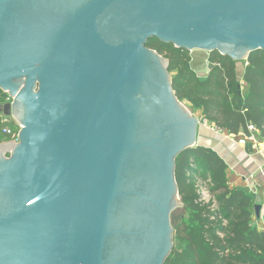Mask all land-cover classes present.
<instances>
[{
  "label": "water",
  "instance_id": "obj_1",
  "mask_svg": "<svg viewBox=\"0 0 264 264\" xmlns=\"http://www.w3.org/2000/svg\"><path fill=\"white\" fill-rule=\"evenodd\" d=\"M151 39L244 67L264 0H0V264L166 263L200 122Z\"/></svg>",
  "mask_w": 264,
  "mask_h": 264
},
{
  "label": "trees",
  "instance_id": "obj_2",
  "mask_svg": "<svg viewBox=\"0 0 264 264\" xmlns=\"http://www.w3.org/2000/svg\"><path fill=\"white\" fill-rule=\"evenodd\" d=\"M147 47L169 61L177 97L202 111L203 122L236 138L248 136L252 125L264 140V51L251 53L243 72L238 61L210 53L214 68L202 83L189 68V51L157 39ZM9 99L2 96L0 104ZM6 126L19 129L17 122L0 120V143L12 141L3 134ZM228 171L221 155L206 146L178 156L175 175L185 215L174 226V248L165 264H264V230L256 225V201L251 193L231 187Z\"/></svg>",
  "mask_w": 264,
  "mask_h": 264
},
{
  "label": "crops",
  "instance_id": "obj_3",
  "mask_svg": "<svg viewBox=\"0 0 264 264\" xmlns=\"http://www.w3.org/2000/svg\"><path fill=\"white\" fill-rule=\"evenodd\" d=\"M200 68L201 63L193 61V71L197 73ZM207 76L208 74L201 75V77ZM241 86L243 94L246 95L248 92L246 84L242 82ZM200 137L211 143L210 148L217 151L229 165L228 176L231 187L251 193L256 204L262 206L261 220L258 221L256 218V225L264 230V152L257 153L250 146L246 148L241 145L242 135L236 138L224 132L210 130Z\"/></svg>",
  "mask_w": 264,
  "mask_h": 264
},
{
  "label": "rangeland",
  "instance_id": "obj_4",
  "mask_svg": "<svg viewBox=\"0 0 264 264\" xmlns=\"http://www.w3.org/2000/svg\"><path fill=\"white\" fill-rule=\"evenodd\" d=\"M189 55L191 57V64H193V61H195V62L197 61L198 63H201V68L199 70H197V75L199 77H201V75L209 74V55H210L209 53L189 52ZM246 62L247 61H245V63H244V67L238 65L239 70L242 71L243 68H245ZM171 77H172V75H171ZM183 105L200 122V125L198 127V135H199V137H198V145H204V146L206 145V147L210 148L209 145H211V143L207 142L203 137H200V136H201V134L203 135V134H205L206 132H208L210 130H214V131L216 130L217 131V129L213 125L209 124L208 122H203L202 121L203 120L202 111L195 110L194 107H192V105L189 104V103H183ZM0 120H3V117H2L1 114H0ZM17 121H18L17 119L13 118L12 120L9 121V124H12L13 122H17ZM4 143H7V142H2V143H0V145H2ZM184 215H185V211H184L183 207H178V208H176L174 210V212L172 214V218H171L173 228L178 222H180V218L182 216H184Z\"/></svg>",
  "mask_w": 264,
  "mask_h": 264
},
{
  "label": "built area",
  "instance_id": "obj_5",
  "mask_svg": "<svg viewBox=\"0 0 264 264\" xmlns=\"http://www.w3.org/2000/svg\"><path fill=\"white\" fill-rule=\"evenodd\" d=\"M5 123V121H3ZM19 129L17 131H14L11 127L6 126L3 129V134L6 136H10L13 143H16L19 141L20 137V132L22 130V125L17 122ZM218 131V130H217ZM220 132V131H218ZM249 132L250 134L248 136L243 135L242 140L240 141V144L243 145L244 147H251L253 150H255L257 153H262L264 152V140L260 138V134L258 130L250 125L249 126Z\"/></svg>",
  "mask_w": 264,
  "mask_h": 264
},
{
  "label": "flooded vegetation",
  "instance_id": "obj_6",
  "mask_svg": "<svg viewBox=\"0 0 264 264\" xmlns=\"http://www.w3.org/2000/svg\"><path fill=\"white\" fill-rule=\"evenodd\" d=\"M9 92H7L4 89L0 88V98H2V96H4V95H8L10 97L8 102L0 104V114L2 115L3 121H5V123L9 122L13 118L15 119V116H11L9 119H6L5 116H4V113H3L4 112V105L7 104V103H12L13 104V102H14V98L10 96Z\"/></svg>",
  "mask_w": 264,
  "mask_h": 264
},
{
  "label": "bare ground",
  "instance_id": "obj_7",
  "mask_svg": "<svg viewBox=\"0 0 264 264\" xmlns=\"http://www.w3.org/2000/svg\"><path fill=\"white\" fill-rule=\"evenodd\" d=\"M6 146V145H5Z\"/></svg>",
  "mask_w": 264,
  "mask_h": 264
}]
</instances>
